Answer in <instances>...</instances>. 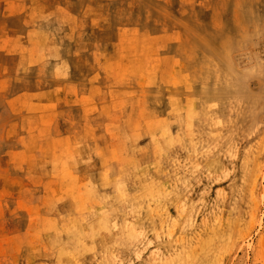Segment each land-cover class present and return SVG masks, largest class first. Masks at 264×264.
I'll return each mask as SVG.
<instances>
[{"label": "rangeland", "instance_id": "rangeland-1", "mask_svg": "<svg viewBox=\"0 0 264 264\" xmlns=\"http://www.w3.org/2000/svg\"><path fill=\"white\" fill-rule=\"evenodd\" d=\"M135 173L126 264H264V0H0V264Z\"/></svg>", "mask_w": 264, "mask_h": 264}, {"label": "bare ground", "instance_id": "bare-ground-1", "mask_svg": "<svg viewBox=\"0 0 264 264\" xmlns=\"http://www.w3.org/2000/svg\"><path fill=\"white\" fill-rule=\"evenodd\" d=\"M159 167H160V164H159ZM159 169L162 170V168H159ZM153 174L155 173L153 172ZM138 178L141 179L138 187L139 188L141 187V189L147 187L148 196L149 195L158 196L157 197L159 198L158 202L160 201L164 202L166 200L168 195L163 191L164 183H166V181L162 180L161 177L159 178L157 175L154 177H148L146 174H139ZM135 179H136V173L134 175L132 174L129 175L127 179L125 180V182H123L120 185L118 184L116 186L117 190H116V196L114 199L108 200L106 201V203L103 201L97 202L98 205H97V211L95 210L96 211L95 217H93V219L90 218L91 224L87 226L86 228V229H88V227L90 228V232H89L90 234L85 233L86 229H83V226L80 223H78L77 220L73 221L74 219H76L75 216H72L73 218H70L72 219V224L69 226L70 228L69 233L64 234L65 241L63 245L65 246L66 250H63L62 248L58 247L59 243L56 241L55 238H52L53 240L52 244L55 250L54 252L55 253L54 255L55 264H83L84 260L86 259V254L91 253L89 252V250L90 251L92 250L93 252L92 264H126V261L130 257V255H133V252L136 251V246L140 242H143V240L141 241L137 240V237L134 234V231H135L134 227L136 225H139L140 220H141L138 217L137 218L138 221H136L137 219L134 216L135 215L134 204L135 202H137V199L135 196L136 191L134 189ZM153 179L156 180V184L153 183ZM69 180L71 181V179ZM180 182L181 184L184 185L183 180L180 179ZM180 182L178 180L175 183H170L168 181L166 186L169 188L170 192H175L173 185L176 183H180ZM72 187H75V186L72 185ZM90 190L93 191V188H90ZM69 192L68 194H70ZM72 195L71 196L69 195V197H73ZM147 212L148 211H146V214ZM53 227L59 229L57 225H53ZM143 236H144L145 246L148 243H152V241L154 240V237L150 239V237H148L147 235H143ZM88 240L90 241L89 243L87 242ZM67 249L71 250V252H69Z\"/></svg>", "mask_w": 264, "mask_h": 264}]
</instances>
